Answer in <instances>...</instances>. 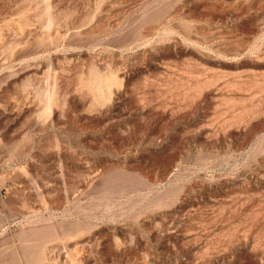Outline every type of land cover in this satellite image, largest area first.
<instances>
[{
    "label": "rangeland",
    "instance_id": "374dc122",
    "mask_svg": "<svg viewBox=\"0 0 264 264\" xmlns=\"http://www.w3.org/2000/svg\"><path fill=\"white\" fill-rule=\"evenodd\" d=\"M0 264H264V0H0Z\"/></svg>",
    "mask_w": 264,
    "mask_h": 264
}]
</instances>
